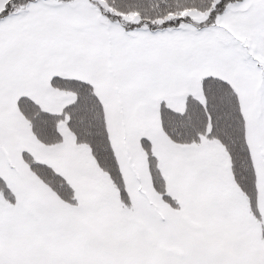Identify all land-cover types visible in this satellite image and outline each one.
Instances as JSON below:
<instances>
[{"label": "snow or ice", "instance_id": "snow-or-ice-1", "mask_svg": "<svg viewBox=\"0 0 264 264\" xmlns=\"http://www.w3.org/2000/svg\"><path fill=\"white\" fill-rule=\"evenodd\" d=\"M0 264H264V0H0Z\"/></svg>", "mask_w": 264, "mask_h": 264}]
</instances>
